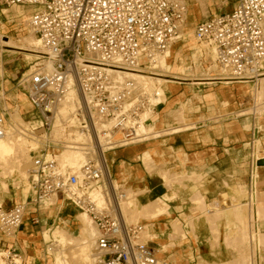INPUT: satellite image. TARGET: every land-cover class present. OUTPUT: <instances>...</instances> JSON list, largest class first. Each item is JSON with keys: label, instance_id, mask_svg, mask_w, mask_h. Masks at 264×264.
I'll list each match as a JSON object with an SVG mask.
<instances>
[{"label": "built area", "instance_id": "obj_1", "mask_svg": "<svg viewBox=\"0 0 264 264\" xmlns=\"http://www.w3.org/2000/svg\"><path fill=\"white\" fill-rule=\"evenodd\" d=\"M214 1L194 25L196 38L213 49L217 66L224 70L223 75H215L211 85L223 78L255 84L264 74V0ZM189 3L0 0V10L29 8L27 26L48 51L29 65L18 84L25 88L36 116L32 131L49 139L36 154L33 152L28 167V197L8 208L0 206V264H43L26 257L20 232L28 215L34 224L43 226L44 210L51 207L60 212L71 207L90 217L96 230L92 264H171V257L162 255L165 249L146 234L152 231L153 220L128 222L121 213L120 203L128 198L129 190L126 183L116 182L112 170L109 172L108 156L170 135L148 139L145 131H140L160 121V116L154 115H165L161 112L165 101H160L158 90L135 87L119 78L125 71L146 74L154 61L182 41L191 16ZM72 91L79 99L62 116L61 135L55 138L52 133L56 110ZM6 101L1 81L0 139L7 136L12 122ZM146 112L150 113L147 118ZM254 124L248 141L252 145L255 136L262 139L264 132L255 133ZM175 125L176 120L170 126ZM175 134L179 133L171 135ZM86 146L92 149L82 167L75 170L58 163L55 150ZM249 149L252 150L250 145ZM263 166L262 141L259 155L248 156L247 186L251 190L257 189ZM96 189L106 199L102 206L94 200ZM250 262L264 264V246L252 248Z\"/></svg>", "mask_w": 264, "mask_h": 264}, {"label": "bare ground", "instance_id": "obj_2", "mask_svg": "<svg viewBox=\"0 0 264 264\" xmlns=\"http://www.w3.org/2000/svg\"><path fill=\"white\" fill-rule=\"evenodd\" d=\"M214 0H207L209 4H212ZM207 2H204L207 4ZM203 4L202 0H200V4H198L195 8L192 7V5L189 3V10L192 13L193 10H195L199 16H201L205 12V7L207 5ZM4 10H7L6 8H3ZM230 9V8H229ZM12 15V14H11ZM14 18H16L20 23L25 21V24L27 26L28 24V19L30 18V12L26 13L24 9L18 10L17 13H13ZM7 17H10L9 14H7ZM28 27V26H27ZM29 29V28H28ZM185 31V30H184ZM182 43L180 44L179 42L176 43L174 46L170 48V50L167 52L165 57H160L156 61H154L151 65V68L149 71L151 72H146V74L140 73V72H131V71H125L124 73H121V76L119 80H123L126 82H131L135 87H144L146 90H158L159 92V99H161L162 96H168L171 95L172 93V84H178L180 81H190L191 85H200V84H210L207 80H215L216 78L211 77L210 72L214 71L216 72L217 75H223L224 70L219 68L215 62V53L213 49L207 45L204 42H200L194 33V28L192 32H183L182 35ZM197 43H200L199 46H196ZM180 44V45H179ZM179 45V50L176 51L175 46ZM0 46L1 48H7L9 52H16V51H28L31 52L29 54L30 57H40L43 56V54H46L48 51L42 46V43L37 37L32 30H29V33L26 34L23 37L19 38V41H15L11 36L8 35H0ZM193 48L194 52L192 53V59L195 60L196 62L200 61V58L202 55L205 53L208 57L211 59V66H206L208 67L207 70L205 71L204 77L196 76V75H190L185 73L184 71V65H185V59L184 56H188L190 54V50ZM6 49V50H7ZM1 50V49H0ZM1 53V52H0ZM181 57L180 63L175 62L176 59ZM183 57V58H182ZM1 60V56H0ZM179 61V60H178ZM2 66V65H1ZM203 74V73H202ZM223 80H226L223 78ZM207 81V82H205ZM188 83V82H186ZM234 84H238V90L244 92L245 94H251L253 95L254 98V107H252L250 110L251 113L256 112L257 116H262V113L264 112V103H263V95H264V74L257 80L255 84H253V90L250 89V84L248 86L245 85V81H225L223 84L225 85L223 90L220 91L221 97L224 98L227 102V95L230 93L232 89V86ZM1 84V81H0ZM164 84V85H163ZM222 84V85H223ZM198 94V93H197ZM196 92H194V95L192 97L197 95ZM233 94V93H231ZM230 94V96H231ZM26 97V96H25ZM191 97V98H192ZM198 97V96H197ZM191 98L185 101H179L178 108L176 110H173L170 112V114L174 115V119L178 123V125L175 126H170L167 128L163 129H158V130H152L153 126L155 125H150L149 127L145 126L143 129L140 131H145L147 134V138H152V137H158L166 134H173V133H181L184 132L193 126L196 125V122L188 121V115L185 113L186 111H192V105L190 104ZM29 106L30 102L28 98L26 97ZM79 99L77 97L75 92H69V94L66 96V98L62 101V103L58 106L56 110V116L54 120V129H53V137L58 138L61 135V121H62V116L66 115L71 109L76 104V101ZM257 100H261L259 103ZM25 101V103H27ZM224 102V101H223ZM222 102V103H223ZM224 102L223 104H225ZM24 103V104H25ZM214 102L213 104H215ZM212 105V104H211ZM7 109H10L11 115H12V122L9 124V129H8V134L5 138L0 139V178L3 180H0V206L5 208V204L7 203V199L3 198L2 194H9V183L5 180L9 177L17 176V181L15 180L14 184L15 185H20L22 184V189L18 191V196H20V201H23L28 195L30 194V186L28 182V167L30 165L32 153L35 152L40 148L41 140L43 139L48 141L47 137L41 136L42 139H39L34 135V131H32V126H35L37 124V121L34 122H25L20 110L19 105H17L14 108L10 107V103H6ZM247 110L246 112H249ZM15 111V112H14ZM216 111V110H215ZM13 112V113H12ZM245 111L242 113L240 112L239 114H236L237 116L243 115L246 113ZM169 115V114H168ZM235 115V116H236ZM255 115V116H256ZM150 116L149 112L144 113V117L147 118ZM221 116V115H220ZM224 116V117H223ZM222 118L220 119H228L231 118V116H225L223 114ZM234 116V117H235ZM155 117V116H154ZM216 119V116H214ZM180 118V119H178ZM213 119V118H212ZM255 133L260 130L256 126L255 122ZM149 136V137H148ZM258 136H255V141L254 144H248L246 147L249 149V145L251 146L252 150H250V155L256 158L259 155V151L261 149V145L259 146L256 143ZM81 139H84L83 137H80ZM258 142V141H257ZM101 146L103 147V150L105 149L104 147V142L101 143ZM100 148V147H99ZM92 147L91 146H86L82 147L79 149H68V148H62L61 151H59L56 155V159L58 163L62 166H69L77 170L78 168L82 167L84 162L87 160L88 153L91 151ZM97 152V148H96ZM150 152H156L155 150H151ZM156 154V153H155ZM153 162V161H152ZM151 161L149 163H152ZM29 163V165H28ZM147 164L150 166L151 164ZM156 168V165L153 164ZM152 165V166H153ZM110 166V164H109ZM147 167V166H146ZM158 167V166H157ZM160 167H163L160 165ZM159 167V168H160ZM152 170L154 169L151 167ZM149 168V169H151ZM157 170V169H156ZM165 169L158 170V173H162ZM167 170V169H166ZM162 171V172H161ZM111 173V166H110V171ZM150 172V170H149ZM167 172V171H165ZM159 173V174H160ZM164 173V172H163ZM179 172L176 174L178 175ZM171 174V173H170ZM169 171L167 175H162V177H165L164 179L167 180V182L171 183L172 180L170 181L169 178L172 179L173 176L176 174L173 173L172 177H170ZM181 174H183L181 172ZM179 173V175L181 176ZM184 175V174H183ZM182 175V176H183ZM161 176V175H160ZM190 176V177H189ZM176 177V176H175ZM192 175H188L189 179H193ZM185 178V177H184ZM183 178V179H184ZM195 178V177H194ZM174 179V178H173ZM179 179V177H178ZM182 179V178H180ZM173 180L178 183H182V180ZM187 178H185L186 180ZM196 180L199 178H195ZM164 180V181H165ZM118 183V181L116 180ZM13 184V185H14ZM165 184V183H164ZM168 184V183H167ZM184 184V181H183ZM166 186V184H165ZM167 186H171L168 184ZM180 186H182L180 184ZM183 185L182 187H184ZM258 187V186H257ZM169 188V187H168ZM129 190H132L129 188ZM138 191V190H137ZM135 191H128V198L126 200H123L120 203V210L121 213L123 214L124 218L128 222H133L138 219H146V220H156L158 218L157 213H159L163 209V203L162 205L158 202L160 205L152 204V202H143L141 199L137 198L138 194L141 193L140 191L138 192ZM145 191V190H144ZM235 191L237 195L231 196L227 194L226 192L220 193L219 200L217 201L218 208H215L213 211L205 209L203 211L204 213L202 215H198L196 211H199L203 206L207 205L204 203V197L201 196V194H197L199 191L197 190L196 194L200 195V197L195 198L197 196L195 193L193 194V201L191 204V209L194 210L193 213V218H191V221H188L185 225V230L188 233H193V236L195 239H197V234H196V224H195V218L199 219L201 216L206 217V223L207 227L209 229V233L211 235L212 239V229H214L213 226L216 227L215 230L218 231V233H221L220 226L218 221L224 219L227 222V229L226 232L224 233L225 237H228L230 241L225 238L224 241H228L233 243V248L235 247L238 249L237 251H241V257L238 259H233V260H228V261H220V262H210L206 260L205 258H202L201 261H198L197 264H251L250 261V255L252 253V248L254 247H261L262 240L264 237V228L263 227V222H264V212L259 208V206L255 207L254 209V215L255 217H258L257 219L259 220L258 223V232H252L251 230V225L249 223L250 221V215L248 214V211H251V205H256L259 201L257 200L258 194H257V189L248 188V191L245 192L243 191L242 187L239 185L235 188ZM176 193V192H175ZM93 197L95 202L99 205L102 206L105 202L106 199L99 194L97 189L93 193ZM177 194V193H176ZM175 194V195H176ZM178 195V194H177ZM168 196V195H167ZM9 197V196H8ZM160 198V197H159ZM191 198V197H190ZM231 198V201L234 198L235 202H237L233 205L229 203L227 207H224V203L226 200H229ZM157 199V198H156ZM53 202L55 199L52 200ZM222 201V202H221ZM261 201V200H260ZM156 202V203H157ZM220 202L223 203L220 207ZM155 203V200L153 201ZM260 203V202H259ZM170 205V204H169ZM168 206V205H167ZM264 209V208H263ZM204 210V209H203ZM169 213V212H168ZM76 218L79 222H81V226L79 228L78 233L75 236V233H73V230L71 231L67 227V222L64 221L62 225L50 227L48 229H45L43 233L40 235L43 244H47V252L48 256L47 258H44L46 264H92V249H93V244H94V238L96 235V230L95 227L93 226L92 220L90 219L89 216L83 214V213H78ZM74 214V216H75ZM214 218H213V217ZM156 217V218H155ZM212 219L213 226H211V221L210 218ZM193 219V220H192ZM47 221V220H46ZM175 222V221H174ZM231 223H233L234 228L231 227ZM174 224V223H173ZM171 226H176L175 225ZM44 225V224H43ZM177 227V226H176ZM179 228L180 232L182 231V224L178 226V234H181L183 236V231L182 233H179ZM173 229V227H172ZM176 229V228H174ZM173 229V230H174ZM184 229V228H183ZM175 231V230H174ZM171 232V231H169ZM150 238H155L158 239V235L156 233H153V231H148L146 233ZM173 234H177L173 232ZM169 234L171 237V235ZM185 235V234H184ZM263 236V237H262ZM32 237V236H31ZM28 241H27V240ZM185 239V238H184ZM183 239V240H184ZM182 240V241H183ZM225 243H228V242ZM28 242V244H24L23 247L27 251L28 255L32 256L36 260L40 261L42 257H39L40 254L38 250L35 249V244L34 242H30L29 237L24 236L23 237V242ZM264 242V241H263ZM246 243H251V252L248 254L244 253L246 251L245 249L243 250V247H246ZM172 244V242H171ZM174 244V243H173ZM172 244V245H173ZM217 245V244H216ZM227 245V244H226ZM232 245V244H231ZM162 246V245H161ZM164 249L167 248L165 244L162 246ZM249 248V247H248ZM249 252V251H248ZM53 256V258H51ZM193 258V256H191ZM175 264V263H174Z\"/></svg>", "mask_w": 264, "mask_h": 264}, {"label": "rangeland", "instance_id": "obj_3", "mask_svg": "<svg viewBox=\"0 0 264 264\" xmlns=\"http://www.w3.org/2000/svg\"><path fill=\"white\" fill-rule=\"evenodd\" d=\"M189 2H190V4L192 5L193 8H195L198 4H200V0H189ZM202 2H203V4H205L204 2H207V0H202ZM214 2L215 1H213V3ZM212 4H209L208 2H207V4H205V5H207L205 7L206 8L205 9V12H206L207 8L209 6H211ZM19 8L20 9H24V11L26 13L29 12V8H22V7H13V8L8 9V10H4V9H1L0 10V35H8V36H11L15 41H19V38L20 37H23V36H25L26 34L29 33V29L26 26L25 21L22 22V23H20L13 16V13H17L18 10H19ZM7 14H9L10 17H7ZM200 19H201V16H199L198 13L195 10H193L192 13H191V16H190L188 25L185 28V31L184 32H192L195 23L198 20H200ZM182 41H180L179 43L181 44ZM179 45H176L175 46L176 51L179 50ZM199 45H200V43H197L196 46H199ZM0 49H1L0 50V52H1L0 53V56H1V60H0V81L3 82L4 90L6 92V99H7L6 103L7 104L10 103V107L11 108H14V110H15V107H16L14 105V103H17L19 105V107H20V110L19 111L21 112V114L22 113H26V116L25 117L22 115L24 121L27 122V123L34 122L35 119H36V116L32 114L33 112L31 111V108L29 106V103H28V101L26 99V97H27L26 96V90H25V88L22 85L19 86L18 83H19L22 75L28 69L29 65L37 57H30L29 54H31V52H28V51H23V52L22 51H16L14 53V52H9L7 48H1V46H0ZM193 52H194V50L192 48L190 50V52H189L190 54H188V56L187 55L184 56L185 65H184V68L183 69H184L185 73H187V74L196 75V76H199V77L201 75V77H204V75L206 73L205 71L208 68L206 66H211V65H213V63L212 64L210 63L211 62V59L205 53L200 58V61L199 62H196L195 60L192 59V55H193L192 53ZM180 60H181V57L179 56V58L176 59L175 62L180 63ZM210 74H211V77H213V78L215 77V75H217L216 72H214V71H211ZM207 81L210 83V85L215 82V81H212V80H207ZM207 81H205V82H207ZM225 81L226 80H223V81H220V82L216 83V84H218L217 86H208L206 88H195V87H193L190 84L191 83L190 81H180V83H178V84H172V86H174V87L172 88L173 91H172L171 95L168 96V98L166 96H162L161 99H160V101H165V105H164V107L162 108V111H161L165 115H163V114H161V115L160 114L159 115H154L155 118L157 116H160V121H158L157 123H155V126H153L152 130H158V129H163V128L170 127V125H172L175 122L174 115L173 114L171 115L170 112L173 111V110H176L178 108V105L177 104L179 103L180 100L181 101L188 100L189 98L192 97V95H194V92H196V94L198 93L196 96H194V97L191 98V102H190V104L192 105V111L193 110L194 111L193 112L186 111L185 113L188 115V118L189 119H196V118L200 117L203 113H206V111L203 110V108H202V104H208L210 106L211 104H213L214 102H216L217 92L220 94V91L223 90V88L225 86L223 84V82H225ZM186 82H188V83H186ZM180 84H182V85H180ZM249 84H250V89L253 90V84L252 83H245L246 86H248ZM180 86H181V89H180ZM231 86H232L233 91L231 90L230 93L227 95V102H226V100H224L223 97H222L223 100L221 101V104H222V107H223V111L221 112L222 116H223V114L225 116H229L230 115L231 118H228V119L223 120L221 124L222 125H226L227 123H230L231 125L234 124L235 127L238 126L240 129H245V124H246V127L248 129V136H247V139L243 142L244 145H245V143H248V141L251 139L250 129H251V127H252V125H253L254 122H256V126L258 128H260V130H263L264 129V126H263V124H264V112L262 113V116H260V117L256 115L257 111L251 113L249 109H251L252 107L255 106L254 105V102H253L254 101L253 95H251V94H245L244 92L239 91L238 90V84H233ZM231 93H233V94H231ZM230 94H231V96H230ZM236 94H239L240 95V101H239L240 102V105H239V108L233 110V108L230 106V100L229 99L230 98H233ZM263 97H264V95H263ZM262 100H263V103H264V98ZM25 101H27V103H25ZM223 101L226 102V103L223 104L224 103ZM257 101L259 103L261 102V100L260 101L257 100ZM210 108L212 110V106H210ZM247 110H249V112H246ZM244 111L246 112L245 114L240 115V116H237L236 115V114H239L240 112L243 113ZM178 119H180V118H178ZM191 121H193V120H191ZM230 129H232V127L229 128V130ZM191 131H195V129L194 130H191ZM181 133H183V132H181ZM33 134L36 135L37 138L42 139L40 133H33ZM166 135H169V134H166ZM262 137L264 138V132H263ZM164 138H168V137H164ZM263 138L261 139V137H259V136L257 137L256 143H257L258 146H259V144H262ZM158 141H159V139L158 140L151 141V143L152 142H158ZM43 144H44V141L42 139L41 140L40 147ZM137 145H142V144H137ZM246 146L247 145H245V147ZM263 147H264V141H263ZM245 149H246V164H247L248 156L250 155V150L248 149V147H246ZM133 151H135V150H133ZM150 151H151V149H145V150L142 151V154L140 156V158L142 160V163H143V166H144V169L146 170V172H148L150 175H152V178L150 179L152 181V184H157L158 183V177H157L156 173L159 176L161 175L160 176L161 179L166 184V187L167 188L169 187L168 189L172 190V193L171 194H164L163 196H160V198L159 197H156L157 199L156 198L148 199L145 202H149L150 201V202H152V204H156V205L158 204V202L161 205L163 203H165L163 205L164 206L163 209L159 213H157L158 218L156 220H159L160 217H163L164 218L163 215H169L170 214L169 218L164 219L163 221H161V223L162 222L165 223V221L167 223V221H168L167 227L169 228V231H171V232H168V234H167L168 237L170 236L169 234H173V232H175L177 234H175V235L173 234V235H171V237H169V239H170V242L169 243H161V245L163 246L165 244V246H167V248H169V247L175 246V243H176L177 247H175L173 249V252L177 254L176 256H178V258L182 261V264H192V263H190V260L188 259L189 256L190 257L193 256V253L192 252H190L188 254L189 247L191 245L184 243V242H188L189 241L188 234H187V232L185 230L186 223L185 224L180 223V222H182V218H186V216L188 214H191V212L182 211V212L174 213V212H172V211L169 210V208H170V205H169L170 202L173 201L178 196L176 194L177 192L174 191V187L175 186H180V184L182 186L185 185V183L183 184V181L185 182V178L189 179L188 178V175L186 173L182 172L184 175L180 173L181 174V176H180L179 173H178V175L175 173L176 174L175 175L176 177L173 176L172 174H170V172H172V170L174 171V167H179L181 165H179V166L166 165L165 166L164 163H158L157 160L154 157V154L157 153V151L155 150L156 151L155 153L154 152H150ZM54 152H55L56 155H58L57 153L59 151H56L55 150ZM112 153H114V152H112ZM112 153H110L109 156H108L110 166H111V158H112L111 154ZM125 153H127V152H125ZM31 155H32V158H33L34 157V154L32 153V151H31ZM150 161L151 162L153 161V162L152 163H149ZM148 163L151 164V165L148 166L147 165ZM135 164H137V163H135ZM153 164L156 165V168H154L155 166ZM28 165H29V163H28ZM160 165L163 166V167H160ZM151 167H153L154 169L152 170ZM149 168H151V169H149ZM162 168L165 169V171H167V172H165L164 170H162L164 173L161 171L162 173L159 172L160 173L159 174L158 173V170H161ZM170 168H171V170H170ZM149 170H150V172H149ZM181 170L182 169H179L178 172H181ZM168 171H169L170 177L173 176L172 179L169 178L170 181L172 180L171 183L167 182V180L164 179L165 177H162L163 174L164 175H167V177H169ZM112 174H113V177L118 181V183L124 182V183L127 184L128 190H129V188L132 189V190H129V191H135V192L137 190L140 191L141 193H139L138 196H137V198H139V199H141L140 198V194L143 195L147 191V188H138V187L132 185V181H128L127 180V182H125V180L118 179L114 175L113 172H112ZM192 176H194L195 178L196 177L199 178V176H197L196 174H192ZM178 177H179V179L182 178V179H180V180H182L181 181L182 183H178L179 182L178 181L179 180ZM194 177H192V178L195 179ZM173 178L175 180H177L178 182L173 181L174 180ZM0 180H3V179L0 178ZM5 180L9 183L10 193L7 194V195L2 194V196H3V198L7 199V203L5 204V208H8V207H10V205H11L12 202L20 201V196H18V191L21 190L23 187H22V184H20V185L19 184L18 185H15L14 184L15 180L16 181L18 180L16 175L13 176V177H9V178H7ZM167 183L170 184L171 186H167L168 185ZM239 185H241V187H242V189H243L244 192H245V190H246V192L248 191V188L249 187L247 186V184H239ZM222 193H224V192H221V194ZM197 194H201V196L204 197V201L203 202L207 204V205L203 206V208H201L199 211H196L197 214L198 213H202L203 211H205L206 208H210L211 206L209 205V203H213L215 201H220L221 200V199L219 200V197L218 196L215 197V198H213V199H208L200 191ZM221 196H220V198H221ZM192 197H191V200H193V199H195L197 197H200V195L195 196V198H193V199H192ZM158 199H159V201H158ZM232 199H233L232 201H231V198H229V200H226L225 203H224V207L225 206L227 207L228 203H229V206H230V203L231 202H232L231 204H233V205L237 202V200L235 202L234 198H232ZM154 200H155V203H153ZM257 200L260 203L258 202L256 205H251L250 206L251 207V211H248V214L250 215V221H249V223L251 225L250 228H251L252 232H258V228L257 227H258L259 220L257 219L258 217H255V215H254V209H255V207H257V206H259V208L261 207L260 209L263 210L262 212H264V209H263L264 208V201L261 200V199H259V198H257ZM192 202L193 201H191V203ZM221 202H220V207L223 204ZM44 212L45 213L42 216V224H44V225L41 228H39V227L36 228L35 232H31L32 238L30 239V242L31 241L34 242L35 249L38 250V252L40 254L39 257H42V259L40 260V262H42L43 264H46L45 261H44L45 260L44 258H47V256H48L47 244H43L42 239L40 237V235L43 233V231L45 229L50 228L51 226L54 227V228H56L55 226L62 225L63 222L66 221L67 222V227L71 231L73 230V233H75V236H77L76 234L79 231V228L81 226V222H79L77 220V218H76V216H77V214H75L76 210L74 208H71V207L68 208L67 210L61 211V212L59 211L58 208L51 207L50 209L44 210ZM192 212H194V210ZM74 214H75V216H74ZM30 217H31V215L26 216L25 221L26 222H29L31 224L32 221H31ZM177 217L179 218V220H174ZM212 217L210 218V221H211V224H212L211 226H213L212 219L214 218V217L213 218ZM191 218H193V215L191 216ZM191 218H190L189 221H191ZM156 220H153V222L156 221ZM136 221H143V222H145L147 220L141 218V219H138ZM172 224L173 225L177 224L176 225L177 227L176 226H171ZM179 224H180V226L182 224V231H183V233H182V231L180 232V228H179V233H182L183 236L181 234H178V231L177 230H178ZM172 227H173V229L176 228V229H174L175 231L172 229ZM213 227H214V229L211 227V229H212V239H211L210 243H211V247L212 248H215V247L219 246L220 243H221V233L220 232L218 233V231L215 230L216 229L215 226H213ZM23 228H25V225H24ZM262 228H264V226ZM225 238H227L228 241H230L231 238L229 239L228 237H225L224 236L223 243H224L225 247L227 249L231 250L232 253L234 254L233 259L234 258L235 259H238L239 257H241V251L238 252L237 251L238 249H236L235 247L233 248V243H231L232 241L231 242H228L226 240L228 243H225L226 242V241H224ZM176 240H177V242H176ZM263 241H264V237H263V240H262L261 247L264 246V242ZM171 242H172V244L173 243L174 244L172 245ZM24 244H28V242H24L23 245ZM245 245H246V247L245 246L243 247V250L244 249L246 250V251H244V253L248 254V256H249V253L251 252V243L250 244L249 243H246ZM51 258H53V256H51ZM233 259H230V260H233ZM201 260H202V257H199L198 260H197V263H198V261H201ZM177 264H180V263H177Z\"/></svg>", "mask_w": 264, "mask_h": 264}, {"label": "crops", "instance_id": "obj_4", "mask_svg": "<svg viewBox=\"0 0 264 264\" xmlns=\"http://www.w3.org/2000/svg\"><path fill=\"white\" fill-rule=\"evenodd\" d=\"M217 85L218 84H213L208 86ZM192 86L195 88H201L194 85ZM222 100L223 98L217 92L216 103L210 105L212 106V110L208 104H202V108L206 113H203L196 119H188V121L193 120L192 122H196V124L202 123L200 127L195 129V131L190 130V132L169 135L170 137L165 136L168 138L159 139L158 142H148L142 145L129 146L112 153L111 170L114 175L120 180H125V182H127V180L132 181V185L138 188H147V191L140 196L143 202L148 199L163 196L164 194L172 193V190L164 185L163 180L157 173L158 183L152 184V181L150 180L152 175L146 172L140 158L142 151L145 149H154L157 151V153L154 154V157L158 163H164L165 166L181 165L179 167H174V171L172 170V172H170L171 174L177 173L179 169H182L183 171L181 170V172H184L187 175L196 174L199 176V179L197 180L186 179L184 187H174V191L177 192L178 196L170 202L169 210L174 213L182 211L191 212L186 218L181 217L182 222L180 223L182 224L187 223L194 213L190 208L192 206L190 197H192L197 190L208 199H213L219 196L221 192H226L230 196L237 195L235 188L239 184H247L248 181L246 147L243 143L247 139L248 129L246 124L245 129H240L238 126L235 127L234 124L231 125L230 123H227L226 125L221 124L222 121L225 120L220 119L222 118L221 112L223 111L221 104ZM229 100L230 106L233 110L239 108V94H236ZM214 116L220 118L216 119ZM231 127L232 129L229 130ZM239 186L241 187V185ZM257 194L258 198L264 201V166L260 169ZM216 202L217 201L209 203L211 207L207 208V210L213 211L215 208H218ZM13 203L14 202H12L11 205ZM203 213L204 212L198 213V215H202ZM163 216L164 218L160 217L159 220L154 221L152 227L153 233H156L159 236L155 242L160 246L161 243L170 242L167 235L169 232V228L167 227L168 221L167 223L166 221L165 223H161L164 219L169 218L170 214ZM174 220H179V218L177 217ZM218 223L221 230V243L219 246L212 248L210 243L211 235L207 227L206 217L201 216L199 219L195 218L197 239H195L193 233L190 232L188 233L189 241L184 242L185 244L191 245L188 254L192 252L193 258L190 256L188 257L190 263L196 264L199 257L205 258L212 263L233 259L234 254L231 250L227 249L223 243L224 233L228 226L227 222L222 219L219 220ZM24 225L25 228H23ZM230 226L234 228L233 223H231ZM38 227L41 228L42 226L34 224L33 222L30 224L29 222L24 221L23 223L20 232V245L26 257L32 256L28 255L23 247V237L30 236L29 239H31V232H35ZM175 247H177L176 243L175 246L166 248L162 255L164 257L170 256L171 264H182V261L176 256L177 254L173 252Z\"/></svg>", "mask_w": 264, "mask_h": 264}]
</instances>
